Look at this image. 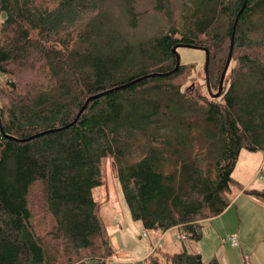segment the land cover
I'll use <instances>...</instances> for the list:
<instances>
[{
	"label": "trees",
	"instance_id": "obj_1",
	"mask_svg": "<svg viewBox=\"0 0 264 264\" xmlns=\"http://www.w3.org/2000/svg\"><path fill=\"white\" fill-rule=\"evenodd\" d=\"M112 1L115 8L105 0H0V76L34 74L24 87L8 78L0 91L1 129L17 139L0 131V264H109L93 197L106 158L133 221L145 231L181 228L197 241L200 223L231 203L239 153H264V0H248L240 16L237 65L220 102L181 92L173 84L181 64L173 75L91 101L67 129L19 142L70 124L89 96L171 71L178 44L209 50L216 88L243 0H185L179 27L166 23L149 37L131 33L133 0ZM34 191L51 221L42 234ZM244 192L264 201V192ZM165 254L162 260L154 250L143 263L205 264L185 249Z\"/></svg>",
	"mask_w": 264,
	"mask_h": 264
},
{
	"label": "rangeland",
	"instance_id": "obj_2",
	"mask_svg": "<svg viewBox=\"0 0 264 264\" xmlns=\"http://www.w3.org/2000/svg\"><path fill=\"white\" fill-rule=\"evenodd\" d=\"M184 1L174 0L168 3L166 0H160L164 9L161 11L155 0H133L137 26L132 29V35L149 37L157 33L158 29L164 27L166 23L179 27L187 12L185 6L182 8ZM109 2L113 8L116 7L112 0H105V4H110ZM1 22L0 16V27ZM198 40L204 41L205 37H199ZM177 52L183 69L180 75L173 80V84L193 100H195L194 96L199 93L209 101L220 102V97L211 98L206 89L203 71L204 52L189 48H180ZM236 65L235 61H230L225 76L226 83L231 70ZM17 74L18 79L15 76H0V91L6 89L4 82L8 78L23 87L29 82L28 80L34 78V74H30L28 70L17 71ZM225 82L223 92L227 87ZM217 89L218 84L215 89H211V92L215 94ZM232 179L234 183L231 185L229 195L230 205L220 215L200 223L198 228L200 239L197 241L188 239L187 235V240L181 241L178 237L184 230L177 228L166 236L167 252L171 251L170 247L175 246L176 252L185 249L191 253H198L205 264L212 259H216L218 264H264V201L244 192H264V153L242 150L233 170ZM102 180L103 186L93 190V197L99 205V217L103 226L105 229L113 227L120 245L113 250L111 248L107 250L106 260L109 264H144L137 257L149 250L150 244L147 241L149 236L144 238L142 235L150 231L143 230L140 222L131 219L121 195L116 167L111 158H106L102 162ZM31 209L36 229L42 234L50 228L51 221L44 212L39 192L34 191L31 194ZM120 226L121 230H119ZM176 234H178L177 237ZM160 238L152 239L154 244L151 253L157 250L160 259L164 260L166 254ZM232 238H235L236 246H232ZM167 240L172 242L171 246H168ZM155 245L157 247L153 250Z\"/></svg>",
	"mask_w": 264,
	"mask_h": 264
},
{
	"label": "water",
	"instance_id": "obj_3",
	"mask_svg": "<svg viewBox=\"0 0 264 264\" xmlns=\"http://www.w3.org/2000/svg\"><path fill=\"white\" fill-rule=\"evenodd\" d=\"M247 1L248 0H243L242 1V4L238 10V12L236 13L235 15V18H234V21L232 23V27H231V34H230V40H229V48H228V53H227V56H226V60H225V63H224V66H223V69H222V72H221V76H220V79H219V82H218V89H217V92L215 94H213L211 92V89H210V86H209V75H208V65H209V61H210V53H209V50L205 47H200V46H195V45H190V44H178V45H175L171 52L172 54L174 55L175 57V66L174 68L167 72V73H151V74H147V75H144L142 77H139L127 84H124V85H120V86H117V87H114V88H111L109 90H106L104 92H101L99 94H96L94 96H89L83 106L81 107V109L79 110L78 114L76 115L75 119L68 125H66L65 127H62L60 129H55V130H47V131H44V132H41L37 135H34V136H31L30 138H27V139H20L18 140L19 142H25V141H29V140H32L36 137H40V136H43V135H46V134H49V133H54L56 131H59V130H64V129H67L69 128L70 126L74 125L78 119L80 118L81 114L85 111V109L87 108L88 104L97 99V98H100L102 96H105L107 94H111L113 92H116V91H119V90H123L127 87H130L136 83H139L141 81H144V80H147V79H150V78H155V77H167V76H170V75H173L174 73H176L180 67V56L177 52L178 49L180 48H189V49H194V50H201L204 52L205 54V59H204V67H203V71H204V75H205V84H206V89H207V92L209 94V96L211 98H214V99H217L219 98L221 95H222V92H223V89H224V79H225V76H226V73H227V70L229 68V65H230V61L232 59V54H233V48H234V39H235V33H236V28H237V24L239 22V19H240V16L242 14V12L244 11L245 7H246V4H247ZM2 18H4V14L2 15ZM0 131L2 132V135L4 138H7V139H10V140H17L13 137H9L7 135H5L3 133V130L1 129V122H0Z\"/></svg>",
	"mask_w": 264,
	"mask_h": 264
},
{
	"label": "crops",
	"instance_id": "obj_4",
	"mask_svg": "<svg viewBox=\"0 0 264 264\" xmlns=\"http://www.w3.org/2000/svg\"><path fill=\"white\" fill-rule=\"evenodd\" d=\"M241 192V191H240ZM210 220V219H209ZM107 229V234H108V236H109V244H110V248H111V250H113L114 248H118V247H120V245H119V241H118V239H117V234L115 233V230L113 229V227H111V228H109L108 229V227L106 228ZM122 228H121V226L119 227V230H121ZM172 230H177V228H172V229H170V230H168V231H166V232H154V231H150L149 233H146V235H147V237H148V239L149 240H147V241H149V250L148 251H146V253L144 254V255H140L139 257H137L139 260H141L142 262H144V259H146L150 254H151V249H152V245L154 244V240H156V238H158V237H161L160 239H161V242H163V249H165V252L166 253H171V254H173V253H176V250L177 249H175V246H174V248L173 247H170V250L171 251H166V246H165V242H166V236L168 235V233L170 232V231H172ZM145 233V232H144ZM157 234H160V235H157ZM178 236V234H176V237ZM152 239H154V240H152ZM178 239V238H177ZM167 244H168V246H171V244H172V242L170 241V240H167ZM166 244V245H167ZM173 249V250H172Z\"/></svg>",
	"mask_w": 264,
	"mask_h": 264
},
{
	"label": "built area",
	"instance_id": "obj_5",
	"mask_svg": "<svg viewBox=\"0 0 264 264\" xmlns=\"http://www.w3.org/2000/svg\"><path fill=\"white\" fill-rule=\"evenodd\" d=\"M144 238H147V235H146V233H143V235H142ZM179 240H181V241H185V240H187V233L186 232H182L180 235H179ZM231 243H232V246H236L237 245V242H236V240H235V238H232L231 239ZM157 246L155 245L154 246V248H153V250L156 248Z\"/></svg>",
	"mask_w": 264,
	"mask_h": 264
},
{
	"label": "flooded vegetation",
	"instance_id": "obj_6",
	"mask_svg": "<svg viewBox=\"0 0 264 264\" xmlns=\"http://www.w3.org/2000/svg\"><path fill=\"white\" fill-rule=\"evenodd\" d=\"M210 62V61H209ZM208 67H209V65H208ZM208 75H209V72H208ZM209 86H210V82H209ZM210 89H211V86H210Z\"/></svg>",
	"mask_w": 264,
	"mask_h": 264
}]
</instances>
